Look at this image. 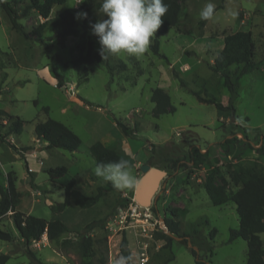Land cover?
<instances>
[{
    "label": "rangeland",
    "instance_id": "1",
    "mask_svg": "<svg viewBox=\"0 0 264 264\" xmlns=\"http://www.w3.org/2000/svg\"><path fill=\"white\" fill-rule=\"evenodd\" d=\"M84 2L75 5L76 0H67L55 5L49 19H44L30 0H19L15 4L17 18L28 38L13 29L0 5V110L13 116L0 112V180L6 184L8 173L13 174L22 193L16 210L47 220L60 219L71 229L54 241L41 238L25 244L12 212H8L0 218V228L12 233L10 241L0 239V254L10 256L6 264H29L27 249L46 264H115L122 255L124 236L131 252L129 264H140V253L145 250L149 258L146 264H197L190 248L197 250L203 264H247V242L242 238L229 241L230 229H238L240 224L235 203L214 205L204 183L213 173L215 183L225 186L230 194L237 189L231 172L254 164L264 168V155L245 144L249 140L257 147L264 140V0H212L215 16L210 20H201L198 15L208 0H184L178 24L159 38L162 55L148 47L140 56L121 52L102 62L94 59L100 45L90 27L101 19L98 5L76 12V34L49 39L61 12L79 8ZM81 12L87 17L77 18ZM45 20L47 26L39 36L37 27ZM238 30L253 34L256 67L240 75L243 65L231 66L232 81L237 84L232 114L201 101L194 92L229 104L224 77L211 65L225 35ZM89 50L94 61L75 68L73 61ZM54 67L64 76L62 87L57 86ZM156 87L168 92L174 113L153 116L151 95ZM16 117L24 120L17 135L10 132ZM49 117L65 123L81 137L79 150L48 148L43 143L35 149L36 124ZM115 118L134 135H126ZM229 137L233 142L223 147L221 143ZM97 141L128 155L137 179L141 165L146 163L167 171L154 201L144 209L146 215L134 226L106 228L110 216L127 206L122 204L135 200V188L116 190L94 174L96 161L90 147ZM193 145L209 152L208 162L201 167L190 162ZM27 146L32 148L25 150ZM32 152L37 157H31ZM59 166H66L68 172L52 180L46 170ZM28 172L33 174V186ZM72 178L81 194L97 197L76 203L78 194L74 193L72 205L59 213L53 205L64 201L65 186ZM99 187H104L100 195ZM174 213L180 230L188 236L174 234L168 243L159 236L165 229L164 219ZM99 219L105 220V226L90 230V257H83L77 245L62 248L63 239L75 241L86 224ZM261 236L264 241V233Z\"/></svg>",
    "mask_w": 264,
    "mask_h": 264
},
{
    "label": "trees",
    "instance_id": "2",
    "mask_svg": "<svg viewBox=\"0 0 264 264\" xmlns=\"http://www.w3.org/2000/svg\"><path fill=\"white\" fill-rule=\"evenodd\" d=\"M33 8L44 18L49 19L52 9L55 5H62L67 0H30ZM184 0H164V3L169 5L168 12L165 14L163 24L157 30L156 35L151 38L150 49L156 55H162L160 53V40L159 38L168 33L179 22L181 4ZM19 0H0V5L6 11L13 29L23 34L28 38V34L24 30V26L18 21L17 11L15 4ZM86 4V5H84ZM79 8H66L61 12L59 19L55 22L53 34L49 37L50 40L56 38H63L71 34L77 33V19L76 12L79 10L88 11L89 6L98 5L101 3L96 0H86ZM47 26V20L42 22L37 27L38 35L41 36L43 30ZM96 39L97 36L94 35ZM40 40V38H39ZM256 44L251 31L238 30L232 33H228L224 37V46L218 52L214 64L211 65V69L214 72L220 73L224 77V84L230 91L229 104L224 105L217 101L214 97L204 98L197 92L198 98L201 101L213 103L222 112L234 113L235 108L233 105L235 96L237 95V84L232 81L231 66L243 65L240 75L247 73L249 70L256 67L255 58ZM108 55L107 57H109ZM94 59L97 62H102L103 58L99 52H95ZM91 58L90 50L87 54L81 55L78 59L73 61L75 68L79 67L82 62L90 63L94 61ZM55 77L57 78V86L62 87L65 84V79L62 74L56 69L52 68ZM182 85H186L184 80L181 79ZM151 101L154 103L153 116L160 117L164 114L174 113L176 111L175 106L171 102V97L163 88L156 87L152 90ZM45 112L49 111L48 107H43ZM0 112L8 117L6 111L0 110ZM117 125L123 130L126 135H134L133 130L124 124L119 119L115 118ZM24 120L16 117L13 119L10 127V132L20 134L23 130ZM35 134L38 139H42L47 143L48 148H61L70 152L77 151L81 144V137L74 132L65 123L54 119L47 118L44 121H39L35 127ZM233 137L226 138L221 145L228 147L233 142ZM245 144L255 150L259 155H264V140L261 141L259 146H255L249 140L245 141ZM32 147L27 146L24 149L30 150ZM90 152L96 164L99 162H114L120 159L129 161V156L125 153L117 150L116 148L105 145L100 141L93 143L90 147ZM190 162L195 167H201L209 160V152H203L201 148L193 145L189 151ZM177 166L178 160L174 162ZM49 177L59 179L65 176L68 172L66 166H59L56 168H49L46 170ZM30 182L32 186L33 175L29 173ZM215 174L210 173L206 176L204 188L214 205L226 204L229 201H233L236 205V211L239 216V228L230 229L229 241H234L237 238H242L247 242V264H264V241L261 234L264 233V168L254 164L250 167H242L231 172L230 177L233 181V185L237 187L232 193H228L225 186L217 185L214 181ZM75 179L72 178L65 186V199L63 202H58L53 205V208L57 212L64 211L67 207L71 206L73 201V194H78L76 203H82L86 200H95L96 197H88L81 194L74 188ZM110 185H112L110 183ZM113 187V186H112ZM100 195L104 191V187L98 188ZM0 218L5 216L8 212H12V218L15 227L17 228L20 236L25 244H30L32 241L41 240L42 236L46 233L49 241H54L62 238L65 234L70 233L66 223L60 219L47 220L41 217L34 216L32 214H25L15 209L17 203L22 199V193L17 190L15 184V178L12 173H8L7 182L3 184L0 180ZM129 201V200H127ZM127 201L122 204H127ZM165 218V224L168 230L178 236L187 237L188 235L180 230L179 222L174 218ZM177 216V215H176ZM105 220L99 219L89 222L85 225L83 232H81L76 240L73 238H65L61 242V246L66 247L69 245H77L81 255L83 257H90L92 255L93 238L90 234V230L95 227H104ZM213 235V234H212ZM159 238H164L168 243L172 240V236L162 231ZM0 239L10 241L12 239V233L4 231L0 228ZM192 254L196 257L197 264H203V259L198 256V252L194 248H190ZM121 253L124 256L130 257L131 252L127 247V239L124 236L121 242ZM27 254L30 257L29 264H46L42 262L31 249H27ZM9 254H0V264H6L9 260ZM35 261V263L33 262ZM130 263V261H129Z\"/></svg>",
    "mask_w": 264,
    "mask_h": 264
},
{
    "label": "clouds",
    "instance_id": "3",
    "mask_svg": "<svg viewBox=\"0 0 264 264\" xmlns=\"http://www.w3.org/2000/svg\"><path fill=\"white\" fill-rule=\"evenodd\" d=\"M84 0H76L75 5ZM169 5L164 0H102L98 13L101 19L91 23L92 34L98 37L99 54L103 60L108 55L121 52L140 56L148 49L151 38L163 24V17ZM102 13V15H101ZM106 15V19L103 16ZM201 20H210L215 16V4L212 0L199 11ZM87 13L77 14V18H86ZM94 174L104 181L110 182L116 190H132L138 179L132 174L128 160L99 162ZM130 257L121 255L115 264H129Z\"/></svg>",
    "mask_w": 264,
    "mask_h": 264
},
{
    "label": "water",
    "instance_id": "4",
    "mask_svg": "<svg viewBox=\"0 0 264 264\" xmlns=\"http://www.w3.org/2000/svg\"><path fill=\"white\" fill-rule=\"evenodd\" d=\"M141 172L142 174L138 179L137 186L135 187L134 198L142 207L146 208L154 201L155 195L159 190L163 179L167 176V171L146 163L141 165ZM164 226L165 233L170 236H174V234L168 230L165 223ZM177 239L180 240L182 238L177 237Z\"/></svg>",
    "mask_w": 264,
    "mask_h": 264
},
{
    "label": "built area",
    "instance_id": "5",
    "mask_svg": "<svg viewBox=\"0 0 264 264\" xmlns=\"http://www.w3.org/2000/svg\"><path fill=\"white\" fill-rule=\"evenodd\" d=\"M144 209V207L133 199L127 203L125 208L120 209L119 213L110 216L106 228L113 230L116 228L122 229L134 226L136 221L142 219V216L146 215ZM148 259L147 250L140 253V264H146Z\"/></svg>",
    "mask_w": 264,
    "mask_h": 264
},
{
    "label": "crops",
    "instance_id": "6",
    "mask_svg": "<svg viewBox=\"0 0 264 264\" xmlns=\"http://www.w3.org/2000/svg\"><path fill=\"white\" fill-rule=\"evenodd\" d=\"M223 46H224V43H223V45H222V48H223ZM221 48V49H222ZM71 92V91H70ZM72 93V92H71ZM73 130V129H72ZM74 131V130H73ZM75 132V131H74ZM17 135V134H16ZM35 142H36V144L38 145V146H36L35 147V149H40V143H43L44 145H46L47 146V143L45 142V141H43L42 139H38L37 137H35ZM105 145H107V144H105ZM79 150V149H78ZM43 150H41L40 151V153L42 152ZM30 156L31 157H37L36 156V154H34V152H32V153H30ZM39 158H41V156H39ZM42 161H40V163H41ZM35 165H36V163H35ZM142 174V173H141ZM33 175V174H32ZM34 176H35V173H34ZM141 176V175H140ZM67 225V224H66ZM68 226V225H67ZM68 228L70 229V226H68ZM71 230V229H70ZM42 238H43V240L46 242L47 240H48V237H47V234L45 233L43 236H42ZM238 239V238H237ZM236 240V239H235ZM44 242V244L45 245H47L46 243Z\"/></svg>",
    "mask_w": 264,
    "mask_h": 264
}]
</instances>
